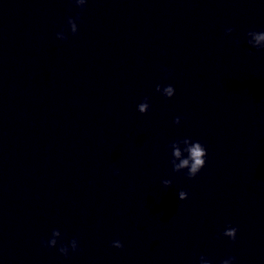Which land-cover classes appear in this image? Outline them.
<instances>
[{"label":"water","instance_id":"1","mask_svg":"<svg viewBox=\"0 0 264 264\" xmlns=\"http://www.w3.org/2000/svg\"><path fill=\"white\" fill-rule=\"evenodd\" d=\"M253 29H264V0H88L82 12L71 0H0V264L201 254L264 264V50L248 45ZM157 83L174 84V97ZM185 136L208 148L194 179L169 163L167 145ZM228 223L236 242L220 235ZM53 228L80 250L43 248Z\"/></svg>","mask_w":264,"mask_h":264},{"label":"clouds","instance_id":"2","mask_svg":"<svg viewBox=\"0 0 264 264\" xmlns=\"http://www.w3.org/2000/svg\"><path fill=\"white\" fill-rule=\"evenodd\" d=\"M71 3L82 12L86 8L88 0H71ZM80 19V12H78L75 17H68L67 24L70 28L71 35L73 36L79 32L78 21H80ZM234 31L235 29L233 27H227L225 29V33L228 35ZM55 35L57 39L62 41H67L69 39V36L63 27H61ZM246 36L247 43L251 48L264 50V29L249 30ZM239 42V40L235 41L236 44H239ZM162 72L164 74V80H168L172 76V72L167 66H162ZM156 92L166 99H171L176 94V87L172 83H157ZM136 108L141 114L148 113L150 110L149 97L144 96L143 99L136 105ZM181 120L182 117L178 115L174 118L173 123L179 125ZM167 147L170 149L169 163L171 164L174 172L182 173L187 178L194 179L200 174L201 170L205 168L208 159V148L203 141L194 139L191 136H185L172 140ZM114 174H119V169H117ZM161 183L163 186L168 187L172 184V180L165 178L161 181ZM188 196V191L184 189H180L178 191L179 200H186ZM238 231L239 229L237 226H233L231 223H228L225 225L220 235L236 242ZM66 235L67 233H62L59 228H53L48 238L41 239V246L46 249L56 248L65 259H68L72 253L80 250V241L76 236L65 240L64 238ZM111 247L122 249L124 244L120 239H114L111 241ZM236 259V256L230 255L220 260L219 264H235ZM197 264H213V260L208 256L201 254L198 257Z\"/></svg>","mask_w":264,"mask_h":264}]
</instances>
